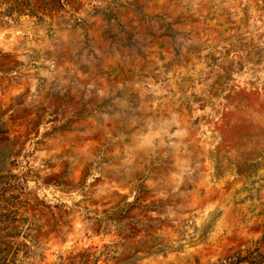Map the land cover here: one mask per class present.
I'll return each instance as SVG.
<instances>
[{
	"label": "rangeland",
	"instance_id": "374dc122",
	"mask_svg": "<svg viewBox=\"0 0 264 264\" xmlns=\"http://www.w3.org/2000/svg\"><path fill=\"white\" fill-rule=\"evenodd\" d=\"M17 2L0 264H264V0Z\"/></svg>",
	"mask_w": 264,
	"mask_h": 264
},
{
	"label": "trees",
	"instance_id": "16d2710c",
	"mask_svg": "<svg viewBox=\"0 0 264 264\" xmlns=\"http://www.w3.org/2000/svg\"><path fill=\"white\" fill-rule=\"evenodd\" d=\"M25 1V0H24ZM3 3H7L8 4V6L6 7V9H5V13L6 14H8V15H10V13L13 11V10H15L18 6H21L22 4H23V6H24V3H19V2H17V0H0V4H3ZM1 177H4V175H0V178ZM152 249V248H151ZM137 256H133V257H131L129 260H127L125 263H127V262H129L130 263V261H132V260H134L135 258H136Z\"/></svg>",
	"mask_w": 264,
	"mask_h": 264
}]
</instances>
